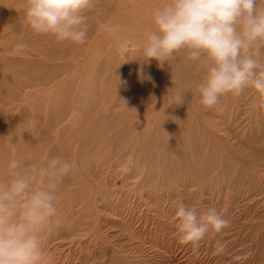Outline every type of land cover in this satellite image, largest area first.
<instances>
[{"label":"rangeland","instance_id":"374dc122","mask_svg":"<svg viewBox=\"0 0 264 264\" xmlns=\"http://www.w3.org/2000/svg\"><path fill=\"white\" fill-rule=\"evenodd\" d=\"M165 2L98 0L134 42L121 56L117 39L94 26L83 45L35 34L22 23L24 0H0V179L11 178L13 159L77 165L58 192L61 223L44 241L55 264H264V117L251 90L205 109L206 69L183 52L163 66L144 62L151 10ZM181 203L215 208L230 227L199 248L182 245ZM217 239L224 254L213 255Z\"/></svg>","mask_w":264,"mask_h":264},{"label":"clouds","instance_id":"9594fccd","mask_svg":"<svg viewBox=\"0 0 264 264\" xmlns=\"http://www.w3.org/2000/svg\"><path fill=\"white\" fill-rule=\"evenodd\" d=\"M98 0H24L22 23L35 34L50 35L57 42L83 45L93 26L97 34L118 41V53L127 54L133 40L120 35L119 26L97 11ZM151 27L143 33L144 62L155 59L163 66L183 52L185 59L206 69L198 85L199 103L205 109L219 108L221 98L240 97L248 90L264 117V0H166L151 10ZM26 45L13 51L22 54ZM185 93L173 96L177 105ZM73 111L70 119L79 117ZM44 166L9 162L7 181L0 179V264H55L45 248L48 234L61 221L56 201L76 162L63 156L45 158ZM19 169V171H15ZM174 219L179 243L199 248L206 236H222L230 227L215 208L198 211L196 205H177ZM227 241L216 240L213 255L226 252ZM252 253L236 255V261Z\"/></svg>","mask_w":264,"mask_h":264}]
</instances>
